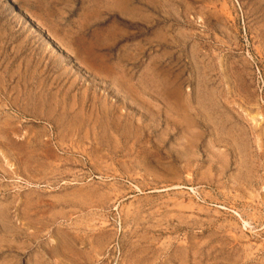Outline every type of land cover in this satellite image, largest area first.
<instances>
[{"label": "rangeland", "instance_id": "rangeland-1", "mask_svg": "<svg viewBox=\"0 0 264 264\" xmlns=\"http://www.w3.org/2000/svg\"><path fill=\"white\" fill-rule=\"evenodd\" d=\"M0 264H264V0H0Z\"/></svg>", "mask_w": 264, "mask_h": 264}]
</instances>
